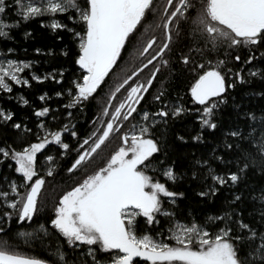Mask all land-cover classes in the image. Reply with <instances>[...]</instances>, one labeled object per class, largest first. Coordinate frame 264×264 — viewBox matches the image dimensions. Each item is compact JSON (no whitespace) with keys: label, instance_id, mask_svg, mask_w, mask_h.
<instances>
[{"label":"snow or ice","instance_id":"1","mask_svg":"<svg viewBox=\"0 0 264 264\" xmlns=\"http://www.w3.org/2000/svg\"><path fill=\"white\" fill-rule=\"evenodd\" d=\"M192 7L191 0H167L161 23L156 26L162 29L163 39L153 35L147 41L140 55L148 54L150 58L115 86L106 106L98 114L100 126L80 141L76 125L71 123L74 113L68 109L82 110L90 102L113 66L117 65L126 42L135 34L146 13L152 10L153 0H84L83 6L79 0H12V5L7 0H0V40L14 39L11 30L18 28L22 21L47 15L50 19L48 26L53 31L65 30L79 40V54L75 63L81 69L79 78L72 80L68 88L56 92V96L69 100L63 105L68 123L56 131H50L41 121L39 127L45 129V134L37 142L29 143L20 150L11 145L0 147V156L15 161V171L22 174L21 182L9 179L6 188L0 190V209L6 223L12 221L14 215L18 222L32 221L37 215L45 178L37 173L36 157L46 145L54 141L67 154L72 146L65 142L64 134L77 137L79 151L67 169L71 173L97 153L113 134L122 132L119 136L121 145L111 154L105 166L86 175L82 182L61 196L49 217L52 229L40 225L45 233L55 230L59 236L66 238L67 245L73 251L86 246V253L91 257L90 264H105L99 256L110 253V250L117 252L107 264H134L136 257H143L152 264H264V212H261L257 224L245 222L243 212L239 210L224 216L209 217L210 221L223 223L225 226L222 228L214 223L205 226L198 222L178 223V226L169 229L176 241L174 245L163 239L157 240L151 234H137V217L142 216L146 225H158L161 223L157 219L158 214L176 216L175 212L164 209L162 196L175 204L177 197L185 195L171 190L166 183L150 175L149 169L152 167L151 159H155L153 154L161 152L158 139L153 138V128L161 122L166 124L169 118H179L182 113L192 109L179 104L169 109L163 92L153 97L163 105L158 111L153 113L141 106L161 68L170 64L165 56L173 42V29L179 35L182 24L190 26L193 45L189 54L181 57L185 65L192 63L193 53L203 56L206 52L222 48L231 52L241 46L258 48L264 45V0H202V7L195 16L189 15ZM10 8L16 9L19 19L11 20ZM58 14L66 15L68 21L78 23L84 31L69 27L68 23L58 18ZM41 23L43 25L44 21ZM30 35L31 32L25 33L26 37ZM13 51L7 48L5 59L0 60V92L11 94L14 85L31 87L32 80L39 83L51 78L58 84L64 81L63 70L43 76L32 73L31 79L27 78L22 74L32 67L31 62L7 58V53ZM36 51L40 52L41 49L37 48ZM63 54L67 56L69 53L64 51ZM234 59L239 62L241 56L235 55ZM254 59L255 55H249L245 63H252ZM227 63V60L220 59L216 66H211V61H208L206 70L204 63L193 64V70L199 69L201 73L190 88L192 99L201 106L195 109L201 129H217L216 110L222 104H227L228 90L236 87L235 79L241 83L245 80L242 73L227 69ZM221 65L226 70H222ZM149 66L150 74L141 80L140 75ZM229 72L234 77L231 84L228 83ZM251 75L256 76L257 72L252 71ZM261 96L264 98V93ZM17 99L25 105L29 104L23 96ZM38 99L45 101L48 93H43ZM51 111L50 107H41L35 109L34 114L44 117ZM134 113L140 117V127L132 124L129 131H124L125 123H131L130 118L136 119ZM15 116V112L0 106V122L5 125L11 122L14 129L32 131L21 122H13ZM246 116L256 120L252 112L246 113ZM53 119L56 117L53 116ZM259 126L258 143H254L256 137L251 132L237 126L226 133L222 154L216 155V150H213L212 158L226 166L233 165L235 170L227 168L221 174L212 168V159L197 161L198 166L207 168L208 178L212 180L206 190L198 192L199 197H214L220 191L219 186L239 185L246 181L253 170L264 177V122ZM246 127L254 129L255 125ZM202 138L203 131L192 137L196 141ZM178 139L185 141L183 136ZM166 157L165 153V159L158 161L161 166L167 164ZM46 159L53 161L54 157L49 155ZM160 171L169 181L175 182L179 178L175 162L162 167ZM52 174L53 169L49 168L48 175ZM192 175L198 174L193 172ZM258 198L264 202V189H261ZM242 199V194H234L232 206L235 207ZM261 208H264V203H261ZM212 226L218 227L214 234L207 230ZM0 232H4L3 227H0ZM242 245L246 248L243 253ZM67 255L59 246L55 247L51 260L0 246V264H69Z\"/></svg>","mask_w":264,"mask_h":264},{"label":"trees","instance_id":"2","mask_svg":"<svg viewBox=\"0 0 264 264\" xmlns=\"http://www.w3.org/2000/svg\"><path fill=\"white\" fill-rule=\"evenodd\" d=\"M7 2L12 5V0H7ZM79 3L83 6L84 0H79ZM191 3L193 7L189 9V15L195 16L202 7V0H191ZM166 6L167 0H153L152 10L146 13V17L137 26L135 34L126 42L117 65L113 66V70L105 77V82L97 90V93L93 94L90 102L82 110L79 108L68 109V111L74 113L71 123L76 125L80 141L100 126L97 120L98 114L106 106L108 96L115 86L122 82L127 75H130L136 67L146 63L147 58H150L148 54L145 56L140 55L147 41L153 35L163 39L162 29L156 26L161 23V17L164 15ZM9 15L12 21L19 19L15 8H10ZM5 18L7 19V16ZM58 18L64 23H68L69 27H75L77 31H84V28L78 23L73 24L68 21L66 15L58 14ZM42 20L44 21L43 25ZM49 23L50 19L47 15L22 21L18 28L11 30V36L14 39L0 40V59H5L7 48H12L14 51L7 53V58L31 62L32 67L26 69L22 74L27 78L31 79L32 73L42 76L49 73L55 74L61 70L64 73V81L59 84L51 78L39 83L32 80L31 87L14 85L11 94L0 92V106L16 113L13 122H21L32 130L26 132L23 128L14 129L11 127V122L7 125L0 122V147L11 145L20 150L29 143L37 142L45 134V129L39 127L41 121L44 122L45 128L50 131H56L63 124L69 122L67 113L63 109V105H66L69 100L66 97L56 96V92L68 88L71 81L81 75L80 66L75 63L79 54V40L74 39L65 30L53 31L48 26ZM26 32H31V35L26 37ZM60 37H63V39ZM192 45L193 41L188 24H182L179 35L176 34L175 28L173 29V42L165 56L170 64L161 68L149 93L145 94L146 100L142 101L141 105L153 113L158 111L163 105L155 101L153 97L163 92V99L169 109L176 104L183 105L186 109H192V111L182 113L179 118H169L166 124L159 123L158 126L153 128L152 133L153 138L158 139L160 143L161 152L153 154L155 159L150 158L152 167L149 169V174L166 183L171 190L185 194L183 197H177L175 204L162 196L164 209L175 212L176 216L165 217L158 214L157 219L161 221L158 225H146L142 216L136 218L138 235L151 234L157 240L163 239L164 242L173 245L176 241L172 238L173 233L169 229L173 228L174 225L178 226V223L198 222L201 226L214 223L222 228L225 226L223 223L210 221L209 217L224 216L227 213L239 210L243 212L245 222L257 224L261 212H264V208H261V203L264 202L258 198L261 189H264V177L258 171H250L246 181L239 185L219 186L220 191L214 197L205 198L199 197L198 192L206 190L208 185L212 184V180L208 178L207 168L197 165V161L202 158L212 159V168L218 173H224L227 168L235 170L233 165L226 166L223 162L212 157L214 149L216 155L222 154L221 149L226 133L237 126L246 132H251L256 137L254 143H258L260 139L259 125L264 122V98L261 96V93H264V45H260L258 48L241 46L231 52L226 48H222L218 51L206 52L203 56L193 53L192 63L185 65L181 57L189 54ZM37 48L41 51L37 52ZM64 51L69 54L65 56ZM235 55H240L241 61H235ZM249 55H255V59L252 63H245ZM220 59L227 60V69L242 73L245 80L241 83L238 79H235L236 87L228 90L227 104H222L216 110L217 129H201L195 111L196 108L201 106L192 99L190 93L192 84L201 73L199 69L193 70V64L204 63L206 70L209 66L208 61H211V66H216L217 60ZM220 68L226 70L223 65ZM150 71L151 66L145 69L139 78L141 80L146 79ZM252 71H256L257 75L252 76ZM57 79H59V76H57ZM233 81L234 77L229 72L228 83L231 84ZM45 92L48 93V99L45 101L39 100L38 97ZM18 96H23L29 101V104H23L21 100L17 99ZM41 107H50L52 111L44 117H37L34 114L35 109ZM248 112L255 114V121L246 116ZM53 116L56 119H53ZM133 116L136 119L132 120L130 118L131 123H125L124 131H129L132 124H135L137 128L140 127V117L136 116L135 113ZM104 119H107V117H104ZM94 121L96 122L94 123ZM247 125H255V128L246 127ZM201 131H203V138L200 141L193 140L192 137ZM122 134V132L113 134L97 150V153L93 154L88 161H85L71 173L67 169L74 162L79 151L77 137H72L68 133L64 134L63 139L72 146L67 154H64L65 150L55 144L54 141L38 152L36 170L39 176L45 178V185L40 195L39 211L32 221L18 222L14 215L12 221L6 223L3 210L0 209V227L4 228V232H0V246H4L13 252L49 260L54 258V249L59 246L68 253L66 259L69 264H73V262L74 264H90L91 257L86 253V246L82 245L73 251L67 245L66 238L59 236V233L55 230L45 233L40 225L43 224L52 229L49 217L53 214V209L58 204L61 196L76 184L82 182L86 175H91L100 167L105 166L111 154L120 147L119 136ZM179 136L185 137L186 142L180 141ZM165 153L167 154V164L161 166L158 161L165 159ZM49 155L54 157L53 161L46 159ZM228 158L230 159V157ZM173 162H175V170L179 177L175 182L167 180L160 171L162 167H167L168 164ZM15 167L16 163L10 157L0 156V190L6 188L9 179H15L18 183L21 182L22 174L16 172ZM49 168L53 169L52 175H48ZM193 172L198 175L193 176ZM21 190H23V187H21ZM236 193L242 194L243 199L242 202L233 207V197ZM218 227H208L207 230L210 234H214L218 231ZM58 237L59 241H64V243L60 244ZM241 251L242 253L246 251L245 246H241ZM116 252L117 250H110V253L100 254L99 258L107 264V261ZM136 264L147 263L136 261Z\"/></svg>","mask_w":264,"mask_h":264},{"label":"flooded vegetation","instance_id":"3","mask_svg":"<svg viewBox=\"0 0 264 264\" xmlns=\"http://www.w3.org/2000/svg\"><path fill=\"white\" fill-rule=\"evenodd\" d=\"M150 57V56H149ZM136 261H140V262H142V263H147V264H152V262L151 261H147L145 258H143V257H137V258H135L134 259V264H136Z\"/></svg>","mask_w":264,"mask_h":264},{"label":"rangeland","instance_id":"4","mask_svg":"<svg viewBox=\"0 0 264 264\" xmlns=\"http://www.w3.org/2000/svg\"><path fill=\"white\" fill-rule=\"evenodd\" d=\"M0 60H3V59H0Z\"/></svg>","mask_w":264,"mask_h":264},{"label":"water","instance_id":"5","mask_svg":"<svg viewBox=\"0 0 264 264\" xmlns=\"http://www.w3.org/2000/svg\"><path fill=\"white\" fill-rule=\"evenodd\" d=\"M137 258V257H136ZM135 259V258H134Z\"/></svg>","mask_w":264,"mask_h":264}]
</instances>
